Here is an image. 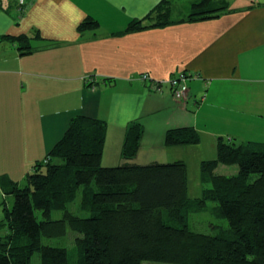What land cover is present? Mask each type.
Segmentation results:
<instances>
[{"label":"crops","instance_id":"obj_1","mask_svg":"<svg viewBox=\"0 0 264 264\" xmlns=\"http://www.w3.org/2000/svg\"><path fill=\"white\" fill-rule=\"evenodd\" d=\"M28 1L21 16L0 0V221L14 205L13 187L26 185L78 115L108 124L106 167L126 163L134 122L145 128L135 165L164 163L170 152L187 164L182 153L196 146L166 147L172 128L194 127L197 146L215 157L219 138L264 143V0H225L218 17L196 21H181L195 0H169L173 23L125 35L116 34L163 0ZM87 18L99 27L80 32ZM20 36L31 39L28 55ZM183 72L192 78L176 100L165 82Z\"/></svg>","mask_w":264,"mask_h":264},{"label":"trees","instance_id":"obj_2","mask_svg":"<svg viewBox=\"0 0 264 264\" xmlns=\"http://www.w3.org/2000/svg\"><path fill=\"white\" fill-rule=\"evenodd\" d=\"M228 8L225 0H195L181 21L212 19ZM170 12V1L163 0L146 18L132 21L116 35L165 27L173 23ZM98 27V21L87 18L79 31ZM14 39L22 55L31 53L28 36ZM107 130L104 120L75 116L46 161L28 174L26 185L13 187L14 205L0 221V264H31L37 252L41 264H70L67 249L42 243L68 230L78 235L77 264H264V143L219 138L216 158L201 166L202 181L210 187L193 200L184 161L129 163L145 134L139 122L125 133L126 163L103 166ZM201 141L194 127H181L166 132L164 145L197 146ZM221 165L238 166V172L218 174ZM81 188L88 217L68 210ZM209 202H215L229 222L217 235L193 231L187 223L194 204L204 209ZM55 210L63 211L62 219H51ZM36 211L44 220L38 221Z\"/></svg>","mask_w":264,"mask_h":264},{"label":"rangeland","instance_id":"obj_3","mask_svg":"<svg viewBox=\"0 0 264 264\" xmlns=\"http://www.w3.org/2000/svg\"><path fill=\"white\" fill-rule=\"evenodd\" d=\"M93 84V83H92ZM206 148V147H205ZM207 150V151H206ZM204 150L201 146L193 147L192 149L187 150L182 153V156L187 160V169H188V183L189 189L188 194L189 197L193 200L200 198L202 196L203 190L210 187V184L202 181V171L201 166L203 161L213 160L215 159V152L208 150V147ZM175 152H170V157H166V159H161L165 163L174 162V158L171 157L176 156ZM177 153V152H176ZM168 158V159H167ZM149 162V161H148ZM146 164V163H145ZM103 166H105L103 164ZM117 166V165H116ZM218 174H236L238 172V166H227L221 165L217 171ZM256 175L252 176V179H255ZM83 197L84 191L83 189H79L76 194V198L68 203V210L72 213L81 216L88 217L90 216L89 212L84 211L83 208ZM194 209L191 210L188 217V225L189 227L196 232L217 235L223 229L229 228V222L226 218L219 215L217 204L215 202H209L204 209H199L194 204ZM36 217L38 221L44 220V217L40 211H36ZM63 218V211L55 210L52 212L51 219L52 220H60ZM6 232L2 231V234ZM78 235L71 230H68V233L65 236L59 238H43L42 243L44 245L65 248L69 253V262L70 264H77L79 253L76 244V238ZM31 264H41L40 254L37 252L32 257ZM142 264H170V263H161V262H149L144 261Z\"/></svg>","mask_w":264,"mask_h":264},{"label":"built area","instance_id":"obj_4","mask_svg":"<svg viewBox=\"0 0 264 264\" xmlns=\"http://www.w3.org/2000/svg\"><path fill=\"white\" fill-rule=\"evenodd\" d=\"M17 11L23 16L28 9V0H7ZM192 78L188 73L183 72L175 75L167 83L171 90L172 95L176 100H183L186 97L187 82ZM141 79L145 81H150V76L148 74L141 75ZM164 82L152 83L156 91H161L162 86L165 85Z\"/></svg>","mask_w":264,"mask_h":264}]
</instances>
